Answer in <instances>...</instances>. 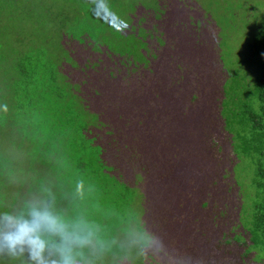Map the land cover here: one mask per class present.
Instances as JSON below:
<instances>
[{
  "label": "trees",
  "instance_id": "trees-1",
  "mask_svg": "<svg viewBox=\"0 0 264 264\" xmlns=\"http://www.w3.org/2000/svg\"><path fill=\"white\" fill-rule=\"evenodd\" d=\"M48 204L79 264H264V0H0V214Z\"/></svg>",
  "mask_w": 264,
  "mask_h": 264
},
{
  "label": "clouds",
  "instance_id": "clouds-1",
  "mask_svg": "<svg viewBox=\"0 0 264 264\" xmlns=\"http://www.w3.org/2000/svg\"><path fill=\"white\" fill-rule=\"evenodd\" d=\"M108 14L110 27L123 23L111 9ZM90 241L91 233L82 222L65 220L50 204L32 206L27 215L0 214V254L16 257L27 251L32 264H79L78 250ZM52 254L55 258L50 259Z\"/></svg>",
  "mask_w": 264,
  "mask_h": 264
},
{
  "label": "rangeland",
  "instance_id": "rangeland-1",
  "mask_svg": "<svg viewBox=\"0 0 264 264\" xmlns=\"http://www.w3.org/2000/svg\"><path fill=\"white\" fill-rule=\"evenodd\" d=\"M193 178H196L197 177V173H196V175L195 174H193V175H191ZM101 182H103V181H101ZM91 183V182H90ZM88 185V184H87ZM142 190H144V191H147L146 190V188H143ZM69 194H71L72 196H73V194L72 193H70L69 192ZM74 197V196H73ZM192 197V196H191ZM28 198L30 199L31 197H30V195H28ZM145 198L147 199V200H149L150 199V194H146L145 195ZM184 200H185V202L187 203V199H186V197L184 198ZM166 208V212H168V211H171V212H174V213H177L178 212V215H177V217H176V221H175V223H174V229H175V231H179V230H181V231H184V232H186V231H188V230H182L180 227H186V226H180V225H178L177 224V222L180 220V217H179V214H183V212H185L184 210H186V208L184 207L183 208V204L181 205H179V204H174L171 208H168V207H165ZM157 210H159V209H157ZM187 210H188V208H187ZM147 211V210H146ZM161 211V210H160ZM158 212V214H161V213H165V212ZM148 214V213H147ZM149 215V214H148ZM5 230H7V228H5ZM190 231V230H189ZM181 239L184 241V243L185 244H187L188 242H189V237H181ZM129 251H133V253L135 252L136 253V255L138 256V251L136 250V249H134V247H132V246H129V249H128ZM147 256V255H146ZM49 258L51 259V258H55L54 257V254H52V255H50L49 256ZM148 258H151L150 260H154L155 261V263L157 262V258H156V256L155 257H148ZM111 261V262H110ZM110 262V263H109ZM161 262V261H160ZM118 263H121V264H124V262L121 260V258H119V257H115L113 260H111V259H108V258H105V259H100L98 262L96 261V262H92V264H118ZM154 264V262H151V264ZM162 263V262H161ZM0 264H32V262H31V260H30V258H29V255H28V253H27V251H25V253H23L21 256H16V257H13V256H11V255H9L7 252H4V253H2V254H0ZM156 264H158V262L156 263Z\"/></svg>",
  "mask_w": 264,
  "mask_h": 264
}]
</instances>
